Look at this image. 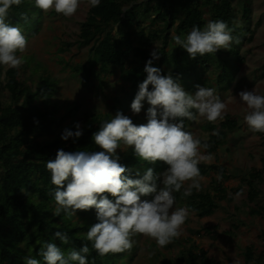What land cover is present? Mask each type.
<instances>
[{
	"label": "trees",
	"instance_id": "16d2710c",
	"mask_svg": "<svg viewBox=\"0 0 264 264\" xmlns=\"http://www.w3.org/2000/svg\"><path fill=\"white\" fill-rule=\"evenodd\" d=\"M234 1L100 0L99 7L89 6L76 40L79 48L87 49V63L75 66L73 73L74 77L82 79L83 86H91L100 93L108 88V77L119 71L121 87L111 100L105 101L109 111L104 115L83 114L80 119L79 106L74 103L62 116H58V106L51 105L60 91L58 81L46 72L37 79L30 76L27 80L25 68L8 69L5 79V71L0 66V264H24L25 256L37 258L44 264L39 253L44 250L46 241L60 246L65 254L87 244L89 264H129L123 254L128 252L134 257L136 245L131 251L100 256L93 249L92 242L87 240L88 228L96 223L94 209L77 210L76 216L71 218L63 214L59 217L53 215L56 203L51 193L55 186L51 183L46 162L55 158L58 149L101 150L94 144L92 134L117 111L127 115L131 110L138 84L146 77L145 63L151 58L150 52L154 48L160 57L153 61V66L159 67L162 74L171 73L186 91L194 93L195 85L215 88L217 92L228 88L243 61L239 49L233 45L244 42L247 35L250 42L253 40L249 5L240 0L238 9ZM25 14L27 19H21ZM42 18L43 11L34 6V0H22L19 6L10 8L7 22L21 27L25 37L30 38L37 34ZM209 20L225 21L231 29L233 42L227 50L220 49L215 54L190 59L184 49L175 45L172 37L180 35L183 38L194 25L203 28ZM209 75L213 76L215 84ZM148 107L145 101L141 112L131 118L134 124L146 123L141 113ZM77 122L83 129V135L75 142L72 138L61 140L62 131L66 128L75 131ZM189 123V120H184L186 131ZM210 129L218 133L210 135L206 141L210 145L206 151L213 153L227 145V135L238 131L239 120L224 116L218 126H210ZM261 136L264 138V133ZM45 138V142L40 140ZM118 154L120 163L133 171L143 173L146 168L153 167L160 172L165 167L160 162L149 164L136 158L131 148ZM261 163V172L251 170L244 182L247 185L244 212L249 220L264 219V206L258 203L261 192L257 188L264 177V158ZM198 167L201 174L214 172L217 177L219 173L222 179H212L210 190L197 192L193 189L189 197L182 196L183 189L174 194L180 204L194 210L191 212L199 217H210L219 209L220 203L231 205L233 202L223 186L229 176L226 169L218 165ZM106 195L112 199L110 194ZM56 231L67 233L69 242L63 244L54 238ZM214 231L215 228H208L194 234L211 235ZM232 232L234 230L229 233ZM172 242L176 243L175 238ZM189 242L185 240L180 250L174 252L177 264H216L207 259L206 253L188 245ZM162 264L169 263L164 260ZM243 264H264V253L256 255L251 248L246 249Z\"/></svg>",
	"mask_w": 264,
	"mask_h": 264
},
{
	"label": "clouds",
	"instance_id": "9594fccd",
	"mask_svg": "<svg viewBox=\"0 0 264 264\" xmlns=\"http://www.w3.org/2000/svg\"><path fill=\"white\" fill-rule=\"evenodd\" d=\"M80 2L34 0V6L45 13L54 10L70 18L77 13ZM21 3L22 0H0V66H5V79L7 69L18 70L26 63L17 53L25 51L27 38L21 27L7 22L10 8ZM88 4L96 8L100 0H88ZM21 19L26 20V14ZM172 39L190 59L227 50L233 42L231 29L223 20H209L203 28L194 25L183 38L174 35ZM150 57L144 66L146 77L138 84L130 105L132 113L139 114L147 102L146 123L134 124L129 116L117 111L92 134L100 151L58 149L55 158L46 162L55 186L51 193L56 203L53 215L71 218L77 210L94 209L96 223L88 228L86 238L100 256L131 251L135 234L154 239L161 248L181 235L182 225L194 210L174 208V193L183 189L182 196L189 197L193 189L201 191L204 177L198 165L214 160V155L206 152L210 145L186 131L184 120H196L198 115L208 122H216L223 119L227 110L215 88L195 85L196 91L188 92L171 73L162 74L159 67L153 66V61L160 57L157 48L150 52ZM238 96L245 105L244 122L253 132L264 133V95L253 88L240 91ZM74 128L75 131L64 129L61 140L79 139L83 135L79 122ZM121 144L130 147L136 158L149 164L160 162L165 167L160 172L153 167L143 173L133 171L120 163ZM216 178L219 181L222 175L218 173ZM241 195L242 191L235 197ZM53 235L63 244L69 242L67 233L56 231ZM88 253L87 244L65 254L60 246L46 241L39 255L44 264H89ZM23 261L41 264L31 256H25Z\"/></svg>",
	"mask_w": 264,
	"mask_h": 264
},
{
	"label": "rangeland",
	"instance_id": "374dc122",
	"mask_svg": "<svg viewBox=\"0 0 264 264\" xmlns=\"http://www.w3.org/2000/svg\"><path fill=\"white\" fill-rule=\"evenodd\" d=\"M241 1H234L238 9ZM243 1L247 2L251 10L249 24L253 40L250 42L247 35L244 42L238 46L233 45L234 48L239 49L243 61L234 74V82L228 88L217 92L227 105L224 116L237 118L239 129L227 135V145L212 153L214 160L211 163L202 162L198 165L204 167L218 165L226 169L229 180L223 182V186L233 202L231 205L220 203L219 209L210 217H199L196 213L190 212L182 225L181 235L175 238L176 243L171 242L163 248L158 247L156 241L148 236L138 234L132 237L134 245L138 248L134 257L128 252L123 254V258L129 261V264H162L164 260L169 264H177L174 252L180 250L185 240L190 241L188 245H194L198 250L206 253L207 259L216 264H243L244 251L248 248H251L256 255L260 252L264 253V219L249 220L244 212L247 205V185L244 182L251 170L261 172L264 138L261 136L262 133L253 132L244 122L245 105L239 101L238 96L240 91L253 88L258 94L264 95V0ZM88 10V0H81L77 13L70 18L57 14L54 10L43 12L37 34L27 38V46L23 53H17L18 56L26 59V63L20 68H25L27 80H30V76L37 79L42 72H46L58 81L60 91L51 102V105L58 106V116H62L67 107L74 103L79 106L80 119L83 114L104 115L109 111L105 101L111 100L121 87L119 71L108 77L106 81L108 88L100 93L91 86H83L82 79L74 77L73 68L87 63V49L79 48L76 40ZM239 21L238 15L237 22ZM2 69L5 71V66H2ZM208 78L215 84L213 76L209 75ZM127 115L134 118L137 114L129 110ZM141 118L146 120V111L141 113ZM222 120L208 122L197 115L196 120H189L187 129L202 142H206L208 137L216 132H212L210 126H218ZM40 140L45 142L47 139ZM129 148L121 144L118 153L127 152ZM201 175L204 177L201 181V191L210 190L211 180L217 179L215 173ZM189 183L190 181L185 182L184 188ZM257 188L261 192L258 203L264 206V177ZM241 191L242 195L236 198L235 194ZM176 207H184V205L176 199L174 208ZM208 228H215V231L211 235L202 232L199 236L194 234ZM232 230L234 232L229 233Z\"/></svg>",
	"mask_w": 264,
	"mask_h": 264
},
{
	"label": "crops",
	"instance_id": "0c3cea01",
	"mask_svg": "<svg viewBox=\"0 0 264 264\" xmlns=\"http://www.w3.org/2000/svg\"><path fill=\"white\" fill-rule=\"evenodd\" d=\"M262 206V205H261Z\"/></svg>",
	"mask_w": 264,
	"mask_h": 264
}]
</instances>
